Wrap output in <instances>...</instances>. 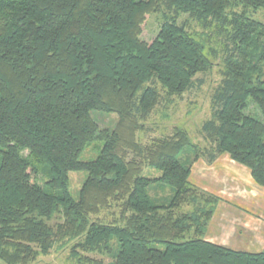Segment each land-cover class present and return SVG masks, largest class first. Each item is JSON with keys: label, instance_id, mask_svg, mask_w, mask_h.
<instances>
[{"label": "trees", "instance_id": "trees-1", "mask_svg": "<svg viewBox=\"0 0 264 264\" xmlns=\"http://www.w3.org/2000/svg\"><path fill=\"white\" fill-rule=\"evenodd\" d=\"M258 11L264 0H0V261L69 247L74 264H264L205 239L218 198L189 181L198 158L227 154L264 187V124L247 111L264 115ZM150 14L161 21L145 41ZM207 42L222 54L208 145L178 126L142 143L161 99L211 68ZM71 173H84L77 192Z\"/></svg>", "mask_w": 264, "mask_h": 264}, {"label": "rangeland", "instance_id": "rangeland-1", "mask_svg": "<svg viewBox=\"0 0 264 264\" xmlns=\"http://www.w3.org/2000/svg\"><path fill=\"white\" fill-rule=\"evenodd\" d=\"M255 17L258 21L264 24V12L258 11ZM160 21V16L154 14L145 16V20L143 22V29L140 37L145 41L152 40L158 31ZM220 47V44L216 45L214 42L206 43L205 52L208 56V59L212 63L211 68L204 74H198L195 78V85L192 86L187 92L183 93L180 96H175L171 98L170 101L168 99H161L159 104L155 107L154 111L146 120L144 124V129L137 136V138H139L142 143L146 144L148 141H150L153 136L168 135L171 133L172 128L178 126L184 128L187 131L189 137L194 143L198 144L201 147L208 145L207 142L203 139L201 133V126L202 123L205 120L209 119L211 116V98L214 89L220 84L222 78V54L219 49ZM247 111L251 113L254 118L260 120L264 124V115L256 107L251 105ZM97 120L101 128H112L117 121V117L114 114H104L100 115ZM92 150L94 151L93 147L83 155V158L90 156ZM221 156L222 155H217L216 158L211 161L207 160V158L200 157L197 161L192 164L191 168H193L195 173L202 171L204 177H209V172L211 171V169L229 168L231 166L235 168L238 167L239 170H235L234 173L240 175L241 181L246 184L249 175L247 173L248 171L244 167L239 166V164L235 163L234 161H231L227 154H223V156ZM224 174L228 175V173ZM144 175L147 177H157L160 175V173L154 169H151L148 171H144ZM217 177L219 179L220 176ZM83 179L84 173L70 174V186L74 192H77L79 190ZM44 181V177L40 175L38 177V183L41 185ZM191 183L199 191L208 193V187H205L203 189L197 186L194 181H192ZM234 187L230 188L232 192H230L229 195L226 194L225 189L223 190V194L220 193V195H228V198L235 200L238 199L236 198L238 196L231 194L235 193L243 195L244 197H246L245 199L251 200L250 202L255 200V198H249L252 197V195H254V197H259L254 189L249 191L248 193L244 189H237L238 187H236V189L234 190ZM167 192L168 191L163 193L162 191H159L156 193V195L161 198L162 196L167 195ZM248 202L249 201H247V203ZM223 204H227V202H224ZM224 207H226V205ZM224 207L223 209H225ZM187 209L188 208H186L185 210ZM107 214L109 213L103 211L100 218H110ZM221 215L225 216L226 218L229 216L228 218H230V220H237L238 218H235L234 216L240 214L237 210L228 209L227 212L225 211ZM236 234L237 233H220V235L218 234L212 237L211 241H213L214 243H216L218 240L224 243H228L231 241L232 244L234 241L236 242L238 240L240 241V243H247L248 247H250L248 249L249 251L257 252V242L258 239H260L257 236V233H242V236L237 238ZM245 235H247L248 237H244ZM69 252V247L53 249L48 253V255H41L36 259V261L31 262L30 264H74L72 261L69 260ZM104 261L106 262L108 261V259H104Z\"/></svg>", "mask_w": 264, "mask_h": 264}, {"label": "crops", "instance_id": "crops-1", "mask_svg": "<svg viewBox=\"0 0 264 264\" xmlns=\"http://www.w3.org/2000/svg\"><path fill=\"white\" fill-rule=\"evenodd\" d=\"M239 166L244 167L240 164ZM245 169L249 174L247 182L245 181L246 184L241 181L240 175L234 173L235 170H239V168H235L233 166L229 168L211 169L210 172L208 171L209 177H204L202 171L195 173L193 168H191L189 181H194L197 186L203 189L205 187H208V193L218 198V202L215 205L214 212L205 231V239L207 241L214 243L213 241H211V238L218 234L220 235V233H237L236 238L241 237L242 233H257V236L260 238L257 242V252H264V187L257 185L253 181L249 170L247 168ZM224 173H228V175ZM217 176H220L219 179ZM232 187H234V190L236 189V187H238L237 189H244L248 193L249 191L254 189L259 197H254V195H252V197L249 198H255V200L250 202L251 200L245 199L246 197H244L243 195L231 193L235 196H238L236 197L238 199L232 200L231 198L227 197L230 192H232L230 189ZM224 189L226 191V194L228 195H223V197L222 195H220V193L223 194ZM247 201L249 202L247 203ZM224 202H227V204H223ZM225 205L226 207H224ZM223 207L225 209H223ZM226 208L237 210L240 215L234 217L238 219L230 220V218H228L229 216L226 218L225 216L221 215L223 212H227L228 209ZM244 237L248 236L245 235ZM214 244L221 245L233 250L254 252L248 250L250 247H248L247 243L243 244V242L240 243V241L238 240L236 242L234 241L232 244L231 241L228 243H224L218 240ZM0 264L4 263L0 261Z\"/></svg>", "mask_w": 264, "mask_h": 264}]
</instances>
